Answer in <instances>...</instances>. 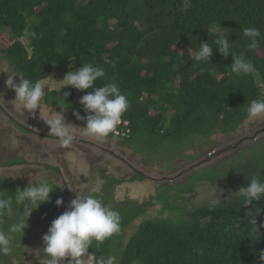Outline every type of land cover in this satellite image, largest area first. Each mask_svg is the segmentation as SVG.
I'll return each mask as SVG.
<instances>
[{"label": "trees", "instance_id": "trees-1", "mask_svg": "<svg viewBox=\"0 0 264 264\" xmlns=\"http://www.w3.org/2000/svg\"><path fill=\"white\" fill-rule=\"evenodd\" d=\"M183 2L0 0V32L8 31L13 40L0 48V62L34 83L48 79L54 68L69 63L74 70L88 63L103 67L105 76L94 81V87L115 83L126 95L129 106L121 120L128 126L118 128H127L129 134L119 139L145 156L162 153L167 146L181 148L197 136L205 141L217 132L234 134L249 118V103L264 100L259 86L264 87V0H191L186 10H182ZM249 27L261 32L254 50L247 49L243 35ZM26 32L36 35L29 37ZM218 32L229 35L233 53H245L254 66L251 73H232L231 56L223 57L215 49L210 62L195 60L198 44H211ZM91 91L70 86L63 93L46 89L43 103L66 105L70 119L85 126L87 115L79 100ZM77 115L85 119H77ZM112 137L111 132L106 138ZM245 153L192 173L187 186H160L167 190L165 198L151 196L143 203L128 199L117 204L113 185L93 193L91 196L120 215V231L103 243L94 241L89 248L87 254L93 264L108 256L116 257L114 264H264V199L245 206L234 193L252 177L264 178V142L259 141ZM20 162L24 164L19 159L4 165ZM141 179L137 175L135 181ZM50 182L55 188L50 201L30 213L23 232L9 233L14 250L11 254L0 252V264L23 260L28 232L44 233L61 206L56 200L67 196L71 201L64 184ZM202 182L224 190L226 195L200 207L177 205V198L187 201L182 195L192 193ZM27 184L0 177V191L5 194L14 195L17 188L22 190ZM154 203L178 216L141 220L124 242L126 229H131ZM22 219H27V207L14 202L11 209L0 213V231L9 232ZM42 248L39 254L44 259L48 256Z\"/></svg>", "mask_w": 264, "mask_h": 264}, {"label": "rangeland", "instance_id": "rangeland-1", "mask_svg": "<svg viewBox=\"0 0 264 264\" xmlns=\"http://www.w3.org/2000/svg\"><path fill=\"white\" fill-rule=\"evenodd\" d=\"M12 42L13 40L10 38L8 31L0 32V48H5ZM23 42L25 45L27 44L25 40ZM71 70H74V66L70 63L67 64L66 67L63 65L56 67L52 70L48 79L41 83L46 85L47 90L63 93L67 86H63L65 82L61 80H63L65 74ZM9 73H12L10 67L5 62H0V177L19 179L23 182L29 183V181L31 182L40 176H47L51 180L56 181V184L59 186H61L63 181L68 182V179L71 178L70 171L74 173L73 175L77 178L78 173L74 172L75 168L78 169V167H82L81 164H83L85 168L88 169V164L78 157L76 147L79 143L77 141L80 139H87L98 145L104 146L107 144V141L86 134L83 124L78 125L70 119L69 115L65 112L64 107L52 106L49 108L47 104L42 103L39 109L34 110L33 115L28 114L23 108V105L18 100H15V92L5 86L7 74ZM14 82H19L18 76L14 77ZM259 86L264 94V87L261 85ZM61 111L65 118V123L69 124V130L75 136L74 142L67 146L71 151H67V148H64L59 152L60 148L57 150L56 147L54 148V144L52 149L50 141L44 137L45 135L50 134L55 136V134L49 131V127L46 125L45 121L55 116L56 112L60 113ZM25 128L31 130L33 134L30 135ZM25 135L30 136L27 137ZM259 141L264 142V117H249L234 134H222L217 132L212 134L205 141L203 138L197 136L193 141L185 143L181 148L173 147V149H171L167 146L165 151L159 154L156 153L152 156H145V154L134 152L131 147H125L122 156L126 163H123L124 161L112 160L105 165V162H102L101 160L96 161L95 159H99L98 156H103V154L92 150V156L95 157V160L92 158V162L95 166L94 170L98 167L100 169L105 167L109 173L113 174L112 176H115V167L119 165L121 171L118 174V177L121 176V178L127 177V173L131 170V167L144 170V172L147 173V176H150L153 180L142 181L137 184H124L118 187L115 192L117 204L126 203L128 199L143 203L149 200L151 196L156 197L161 195L160 197L165 198L167 190L161 189L160 186L164 185L166 188L187 186L190 182L189 177L192 173L197 171L201 172L202 169L210 165L219 166L226 161L234 160L238 153H245L250 147L258 144ZM205 142L207 144H205ZM128 148L129 150H127ZM249 152L250 151L245 153V158L248 157ZM198 155H206V158H211V162H207L206 164L201 163L197 168L191 171L189 170L184 175H180V173L187 170L193 163L196 164L200 160L189 162L186 158H192V156ZM19 159L23 160L24 164L20 162L18 165L13 166L4 165L7 161H16ZM103 159H106V162L111 160L108 156H104ZM54 162L59 164L58 167L63 168L62 173L64 174V178L59 177L57 174L53 175L51 171L43 168L44 163L53 165L56 164ZM78 162H80V164H78ZM141 162L143 164H141ZM125 167H127V169ZM173 167L175 169L172 170L170 176H166V172H170L168 169ZM224 170L225 168L221 169V171ZM164 177H169L171 179L163 181ZM87 180L89 183L83 188L78 190L75 189L74 186L68 188L69 191L76 192L73 194V199L77 193L82 194L85 192L83 195L100 193L101 187L99 183L94 186V178L91 179V182L90 178ZM71 184H76L75 179L72 178ZM170 194L172 195L173 193L171 192ZM225 195L226 192H224V190H220L216 186L202 182L195 185L192 193L182 195L186 197L187 201L184 202L183 199H181V201L177 198L176 202L177 205H182L189 209L196 206L200 207L213 204L214 202H217L220 197ZM62 201L63 203L59 207L55 218L65 210H68L70 200L67 199V196H64ZM177 216L178 215L176 214L162 210L159 204L154 203L153 207H150L147 212L132 225L133 227L131 226V229H126V235L123 240L124 242L128 240L129 236L134 233L141 220L150 218H175ZM46 232L47 230L44 231V233L39 230L36 232L33 229L28 232L26 236L28 243L24 250V259L20 262H16V264H48L49 257L42 259L39 254L43 247L42 236ZM64 264H69V262ZM79 264H93L92 257L88 254L81 257Z\"/></svg>", "mask_w": 264, "mask_h": 264}, {"label": "clouds", "instance_id": "clouds-1", "mask_svg": "<svg viewBox=\"0 0 264 264\" xmlns=\"http://www.w3.org/2000/svg\"><path fill=\"white\" fill-rule=\"evenodd\" d=\"M190 3L191 0H184L182 10H186ZM26 35L33 37L36 34L26 32ZM243 35L248 41L247 49L254 50L259 46L261 32L258 28H245ZM228 36L223 32H218L211 44L209 41L199 43V48L195 52V60L202 63L210 62L215 49L223 57L231 56L232 73L236 75L251 73L254 68L253 64L246 58L244 52L233 53L232 41L228 39ZM17 76L19 77L18 83L14 82V77ZM104 76L103 67L88 63L82 64L78 69L68 71L61 80L65 82L63 86H70L77 91L92 89L91 92L80 97L79 103L88 112L86 125L83 127L86 134L97 138L107 137L111 132L113 134L114 129L120 123L122 114L129 106L126 95L120 92L115 83L94 87V81ZM5 86L15 92V100H18L30 115H33L34 110L39 109L45 101L46 85L41 82L34 83L21 73L7 74ZM246 112L250 118L264 117V100L251 101ZM77 119L85 118L77 115ZM45 123L49 131L60 138L63 146L74 142L75 136L69 130V124L65 123L62 111L56 112V115L47 119ZM54 189L49 177L40 176L29 181L22 190L17 188L14 195L0 191V213L5 209H11L14 202L27 207V219L13 224L9 232L0 231V252L4 254L13 252L14 241L9 233L23 232V229L28 226L27 220L30 213L43 203L49 202L50 193ZM234 193L238 199L243 201L241 205L247 206L253 201H261L264 199V178L254 176L248 180L246 186L238 187ZM55 203L60 206L63 201L57 199ZM119 231L120 215L117 211L94 196L77 193L75 198L69 202L68 210L51 221L47 232L42 236V249L49 257L48 264H61L66 257L70 258L69 264H79V258L88 253L94 241L103 243L105 239ZM261 259L264 260V254H261ZM115 260V256L102 257L97 264H114Z\"/></svg>", "mask_w": 264, "mask_h": 264}, {"label": "flooded vegetation", "instance_id": "flooded-vegetation-1", "mask_svg": "<svg viewBox=\"0 0 264 264\" xmlns=\"http://www.w3.org/2000/svg\"><path fill=\"white\" fill-rule=\"evenodd\" d=\"M48 107L50 108L52 106H48ZM46 136H49V137H46ZM45 138L50 141V143H51L50 146L52 147V149H53V144H54V148L56 147L57 150H58V148H60L59 152H61L64 148H67L66 149L67 151L70 150V149H68L67 146H63L62 141L56 135L55 136L51 135V134L50 135H45ZM102 139L107 141V144L105 146L104 145H98V144H96L94 142H91V141H89L87 139H80V140L77 141L79 143V144H77L78 146L76 147L77 152H78V157H80L83 160V162L88 164V169H86L85 166L83 164H81L82 167L79 166L78 169L75 168V170H74V172L78 173L77 178H76L75 175H73L74 173H72L70 171L69 173L71 174V176H70L71 178L68 179V182H64L63 181V183H61V185L64 184L63 189L68 192V195L70 196L71 199H73V194H75L76 192H71V191L68 190V188H70V187L72 188L73 186L77 190L80 189V188H83L85 185H87L89 183V181L87 180L89 178H90V182H91V179L94 178V184H93L94 186L97 183H99V185L101 187L100 191L102 190V187L104 185H113L114 186V193H113L114 197H113V199H114L115 202H117V200L115 199V194H116L115 192H116L117 188L120 187L121 185H124V184H137V183L142 182V181L153 180L150 176H147V173H145L144 170L136 169L134 167H131V170L128 171L126 178H121V176L118 177V174L121 171V169L119 168V165L115 167V170H114V175L115 176H112L113 174L109 173L107 171V168L105 169V167H103L102 169H100L98 167V168H95V170H94L95 166H94V164L92 162V158H93V160L96 159V161H100L101 160L102 162H105V165L107 163L111 162L112 160H114V161L115 160L116 161L119 160V161H122V162L124 161L123 163H126V161L123 160V156L122 155L124 153V148L125 147H129V146L123 145L119 138L117 139V138H114V137H112V138L103 137ZM92 150L98 151L100 154H103V156H98L99 159L93 157L92 156V153H93ZM127 150H129V148ZM54 153H57V152H54ZM104 156L105 157L106 156L110 157L111 160L106 162V159L105 160L103 159ZM193 160L194 161L199 160V161L196 164L193 163L187 170H185L182 173H180V175H184L189 170L191 171V170L197 168L201 163L206 164L207 162H211V158H206V155L195 156L194 159L189 160V162H191ZM54 163H56V164L49 165L47 163H44L43 166L45 167V170L51 171V173H53V175L57 174L59 177L64 178V174L62 173L63 168L58 167L59 164L57 162H54ZM78 164H80V162H78ZM141 164H143V163L141 162ZM47 167L51 168L52 170L51 169H46ZM125 168L127 169V167H125ZM174 169H175L174 167L168 169L170 172H166L167 173L166 176H170V173H172V170H174ZM66 172L68 173L67 170H66ZM137 175L141 176L142 179L140 181H137V180L135 181ZM72 178L75 179V183L76 184H71ZM167 179H171V178L164 177L163 181H165ZM117 181H119V182L122 181V183L119 185V184L116 183ZM158 181H160V180H158ZM84 193L85 192H83L81 195H83ZM69 259L70 258H67V257L64 258V260H63V262L61 264L68 263Z\"/></svg>", "mask_w": 264, "mask_h": 264}, {"label": "built area", "instance_id": "built-area-1", "mask_svg": "<svg viewBox=\"0 0 264 264\" xmlns=\"http://www.w3.org/2000/svg\"><path fill=\"white\" fill-rule=\"evenodd\" d=\"M85 114H88V112L85 111ZM118 126H121V127L125 128V127L128 126V123L127 122H122L120 120V123L116 126V128L113 131V136L115 138H123V137H126L129 134V130H127V128H126L125 131L124 130H120L118 128Z\"/></svg>", "mask_w": 264, "mask_h": 264}]
</instances>
